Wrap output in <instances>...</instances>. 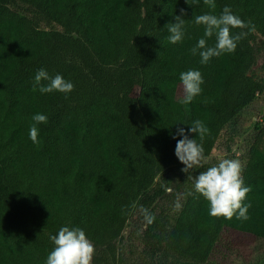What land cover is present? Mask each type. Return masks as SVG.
<instances>
[{"label": "trees", "instance_id": "1", "mask_svg": "<svg viewBox=\"0 0 264 264\" xmlns=\"http://www.w3.org/2000/svg\"><path fill=\"white\" fill-rule=\"evenodd\" d=\"M225 6L255 31L203 65L191 53L204 36L194 17L211 11L203 0H0V264H46L50 237L64 226L85 231L92 264H129L120 243L130 220L132 264H215L227 232L264 239L260 136L231 154L243 113L264 99V0H216L213 14ZM181 9L186 35L173 45L166 25ZM41 68L74 84L68 99L34 90ZM190 69L205 83L184 104L180 74ZM36 113L48 117L39 144L29 137ZM196 120L210 135L192 175L219 163L212 154L224 139V158L244 165L250 219L210 216L181 171L177 128L188 132Z\"/></svg>", "mask_w": 264, "mask_h": 264}, {"label": "clouds", "instance_id": "2", "mask_svg": "<svg viewBox=\"0 0 264 264\" xmlns=\"http://www.w3.org/2000/svg\"><path fill=\"white\" fill-rule=\"evenodd\" d=\"M203 3L211 11L194 17L195 24L204 27V36L191 49V53L194 56L199 54L200 63L206 65L212 58L234 53L238 43L248 35V32L243 30L248 29L249 32H254L255 26L251 22H244L228 6H225L219 15L213 14L216 9V0H203ZM193 4L198 5L199 0H193ZM180 11L181 15L174 17L175 23L166 25L170 33L168 41L173 45L181 43L186 35V21L183 17L187 13L183 9ZM233 29L241 31L233 33ZM213 36L216 43L214 46H209L208 39ZM42 81L48 83L43 85ZM180 81L184 91L183 103L190 104L202 93V85L205 83L202 74L198 70L190 69L180 74ZM37 86L41 94L57 92L63 94L65 99H68L75 87L71 81L65 80L60 74L50 76L44 68L39 69L35 74L34 90ZM31 119L29 137L34 144H39L38 126L47 124L48 117L45 114L36 113ZM176 135L182 137L177 140L175 148L177 159L184 165L181 171L187 174L188 179L194 181L195 192L208 202L209 215L227 220H231L234 216L241 221L250 219L248 212L251 204L245 203V200L251 188L245 185L242 162L239 159L224 158L217 165L208 167L205 171L193 176L192 170L203 167L206 162L203 141L210 135V130L203 121L196 120L189 126L188 132L178 127ZM176 135L173 139H176ZM190 135L195 138H190ZM197 137L200 142L197 141ZM166 190L171 191V189ZM187 195L192 193L189 192ZM181 207L182 205L177 201L175 208ZM140 212L147 225L154 223L155 216L148 209L141 207ZM50 239L54 249L48 255L46 264H92L95 248L83 229L64 226Z\"/></svg>", "mask_w": 264, "mask_h": 264}, {"label": "rangeland", "instance_id": "3", "mask_svg": "<svg viewBox=\"0 0 264 264\" xmlns=\"http://www.w3.org/2000/svg\"><path fill=\"white\" fill-rule=\"evenodd\" d=\"M184 98L182 85L179 87L178 99ZM241 132L237 142L232 147V152L239 158L243 154V145L251 138L260 136L258 145L264 149V99L257 100L252 107L247 109L240 121ZM224 139L220 140L218 147L214 150L212 157L215 160L224 158L227 153L223 148ZM135 218V217H134ZM132 230L131 220L123 232L124 241L120 246L124 249L126 261L133 263L134 255L131 254L128 235ZM139 246V243H137ZM215 264H264V239H257L250 235L239 232H227L216 248Z\"/></svg>", "mask_w": 264, "mask_h": 264}]
</instances>
